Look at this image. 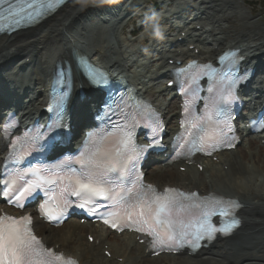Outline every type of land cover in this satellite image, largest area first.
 Listing matches in <instances>:
<instances>
[{"label": "bare ground", "instance_id": "6f19581e", "mask_svg": "<svg viewBox=\"0 0 264 264\" xmlns=\"http://www.w3.org/2000/svg\"><path fill=\"white\" fill-rule=\"evenodd\" d=\"M113 0H71L54 16L40 26L0 39V100L12 97L25 101L22 118L29 120L40 116V106L47 101V85L51 72L58 62H72L76 51L90 57L93 62L117 77L127 78L136 90L150 99L166 115L169 130L174 128L177 103L166 102L162 97L171 95L161 82L168 70L165 62L195 57L200 61H214L228 48L240 49L247 56L248 65L264 71V16L252 19L241 8L246 0H175L162 3L155 21L145 24L137 39L120 38L126 22L147 18L140 0H125L120 9L123 21L106 30L91 23L99 17L102 23L108 16ZM122 3V1H118ZM243 6V5H242ZM183 11H191L189 25L176 34H169L174 22ZM107 12V13H106ZM126 21V22H125ZM143 24V23H142ZM106 25V24H105ZM200 28V29H197ZM112 33V34H111ZM131 34V32H130ZM185 34L183 45L178 39ZM199 51L196 56L189 48ZM30 62L27 63V60ZM98 59V60H95ZM14 64L15 67L11 68ZM260 72V71H259ZM21 74H24L21 76ZM75 89L80 87L95 99L96 92L75 74ZM251 99L254 106L264 103V72L255 79ZM73 103L75 124L87 117L85 103ZM173 101V99H172ZM244 152L222 154L221 167L204 162L203 172L196 168H155L149 172L148 182L157 187H178L185 191H198L201 195L214 193L238 200L243 206L240 215L244 226L230 239L217 241L209 250H202L195 258L172 257L168 264H264V147L247 136L241 145ZM238 150V149H237ZM228 167V171H224ZM36 231L44 242L58 252L78 259L80 264H156L157 260L145 258V248L134 237L110 234L98 225H80L69 221L60 230L38 223ZM87 235L99 241L91 244ZM111 254V259L105 252ZM163 257V256H162ZM156 261V262H155ZM158 264V263H157Z\"/></svg>", "mask_w": 264, "mask_h": 264}, {"label": "snow or ice", "instance_id": "6c2138e0", "mask_svg": "<svg viewBox=\"0 0 264 264\" xmlns=\"http://www.w3.org/2000/svg\"><path fill=\"white\" fill-rule=\"evenodd\" d=\"M62 2L63 0H16L13 3L12 0H0V18L13 19L14 25L18 26L22 18L38 19L45 11L55 9ZM6 30L5 26L0 25V31ZM90 78L97 84L103 82L102 77L96 73L90 72ZM196 79L197 77H192V83H195ZM227 79L229 86L220 97L225 102L235 99L232 88L238 82V79H232L231 75H228ZM209 91H212L211 87ZM64 98V95L55 97L54 103L62 105ZM212 115L211 112L206 113V118L211 119ZM59 126L57 120L52 127ZM192 128L199 129V120L192 124ZM188 135L192 136L193 133L189 132ZM130 141L131 134L124 132L112 147H106L103 142H93V146H86L77 159L81 170H72L63 176L52 173L56 176L55 180L49 181L41 177L39 170H33L31 176L34 179L20 183L21 177L14 174L4 182L0 195L10 204L23 208L24 201L31 198L37 190H43V184L61 181L59 194H54L50 197V202L40 207L41 215L53 222L60 221L71 206L72 202L68 196L79 197L76 207L89 214L97 213L94 206L97 199L115 198L118 210L110 213L114 218L111 221L112 227H119L116 221L122 220L125 222L124 226H134L135 231L152 237L153 247L163 246L169 250H177L185 245L195 250L200 246V241H211L218 232L228 235L237 225L238 222L234 219L230 222L223 221V218L231 217L233 209L237 207L233 201L216 197L200 198L195 192L184 193L171 188L158 193L151 185L142 184L134 194L129 192L128 196L119 195L114 187L116 180L111 174H124L129 164L139 159L140 154L146 151L134 148L129 151ZM200 142H203V137H200ZM16 144L17 142H13V150ZM186 145L195 147L196 142L185 140L178 147L183 150ZM212 147H215V144ZM185 154V151L176 153L177 156ZM65 181L66 183H63ZM214 216L222 218L221 226L217 227L212 223ZM109 222L105 220V223ZM32 223L31 216L17 218L0 214V264H76L74 260L45 247L35 235Z\"/></svg>", "mask_w": 264, "mask_h": 264}, {"label": "rangeland", "instance_id": "374dc122", "mask_svg": "<svg viewBox=\"0 0 264 264\" xmlns=\"http://www.w3.org/2000/svg\"><path fill=\"white\" fill-rule=\"evenodd\" d=\"M154 1L156 3L157 1H160V0H154ZM162 1L166 2L167 0H162ZM246 1L248 3L243 5V6L241 5V8H245L246 13L247 14L249 13L252 19H256V18H259L261 16H264V0H246ZM132 28L133 27L128 25L127 30L129 31ZM240 152H241V150H240ZM156 260H157V262L155 261L156 264L157 263L158 264H168L170 261V258H158ZM151 263H147V264H151Z\"/></svg>", "mask_w": 264, "mask_h": 264}]
</instances>
